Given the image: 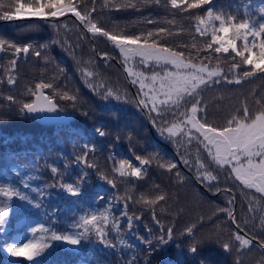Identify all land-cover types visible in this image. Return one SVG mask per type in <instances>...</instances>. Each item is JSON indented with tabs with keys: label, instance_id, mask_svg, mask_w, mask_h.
<instances>
[{
	"label": "trees",
	"instance_id": "16d2710c",
	"mask_svg": "<svg viewBox=\"0 0 264 264\" xmlns=\"http://www.w3.org/2000/svg\"><path fill=\"white\" fill-rule=\"evenodd\" d=\"M80 3L82 11L95 7L93 20L106 30L116 34L126 31L146 35L149 31L157 33L164 28L165 33L156 36L158 43L175 51H184L185 59L204 60L220 67L221 82L201 93L210 122L223 125L230 118L229 113L236 115L234 110L245 103L255 111L259 105L254 101L264 98V74L243 78L241 70L231 69L234 53L215 54L207 49L211 42V26L206 36L196 32L197 17L206 16L209 5L188 10L172 8L170 0H95V3L80 0ZM0 4L3 5L0 15L6 10L14 11V7H9L14 5V0H0ZM133 4L136 7H132ZM261 4L264 0H213L211 7L215 14L225 18L236 17L239 22L249 18L246 11L252 20L259 19ZM57 20L59 24L56 27L53 26L56 22L51 20L0 21V40L6 42V51L0 52V187L17 188L33 200L40 199L33 188H47L39 208L17 197L8 200L0 196V207L9 206L6 232L0 234V264H128L133 258L138 264H146L149 260L151 264H201V261L204 264H264V248L259 247V243L264 241V200L260 199L261 194L255 189H245L239 181L226 180L223 170L218 172L215 166L207 170L218 176V181L200 179L203 170L198 171L195 163L196 147L186 146V137L178 136L174 138L177 142H173L166 133L161 135L160 120L153 123L157 113L149 114L144 109L152 131L160 141L153 139L135 102V94L142 98L138 95L139 84H133V78L128 76L133 90L128 86L119 67L125 69L118 50L106 38L93 37L72 15L66 14ZM214 23L219 26V22ZM52 40L62 42L51 44ZM44 43L49 44V49L46 52L41 49L44 56L39 58L34 55L35 48L27 55L21 53L16 57L13 56L14 49L7 47L9 44ZM242 43L238 41V45L242 46ZM103 53H108L109 59L105 60ZM209 55L210 59L205 60ZM13 59L17 61L14 69L10 63ZM137 59L130 60L128 66L144 71L148 65L138 67ZM242 68L249 70L248 66ZM88 71L94 75L86 76ZM147 73L151 71L144 72ZM224 74L229 80L240 78L241 83H227L223 79ZM9 75L14 78V85L7 83ZM41 81L51 82L60 92L67 91L77 97L75 101L55 97L60 110L73 111L72 119L65 123H41L21 112L22 103L29 102L32 97L28 89ZM102 86L113 88L122 96L126 93L127 99L105 100L103 93L106 88ZM45 93L54 95L51 89H46ZM9 96L14 98V102L7 99ZM96 129L106 134L100 136ZM166 144L174 151L180 164ZM85 152H88V163L95 164V168L76 162V157ZM136 156L151 158L152 161L146 166V174L142 178H121L113 172L121 160H128L143 169L145 166L139 164ZM185 159L190 163L184 164ZM168 163H175L177 168L169 172L158 166ZM53 167L58 169L56 174L51 170ZM83 172H87V179L80 184V195L72 196L59 187L61 183L76 185ZM177 172L183 179L177 178ZM101 174L114 180L116 187L100 179ZM25 181L27 188L24 187ZM217 186L231 189V192H217ZM129 194L133 199L127 201V214L140 217L134 221L131 230L127 217L121 215L125 211V200L119 199L118 202L113 199L125 198ZM160 194H165L166 200L157 206L137 202L142 196L154 199ZM101 195L103 200L99 199ZM231 196L236 197V203L231 207L239 228L226 213L216 211L217 208L229 207L227 201ZM110 200L111 217L119 221V237L111 225L108 227V240L115 247L98 242L93 234L78 246L52 241L50 247L34 261L12 257L6 251L10 243L50 236L51 232L33 234L29 231L39 223H44L51 231L69 232L80 215L109 207ZM250 201L252 210H249ZM153 208L160 224L152 219ZM201 216L203 220L199 219ZM193 223L199 229L198 237L208 234L219 236L221 242L232 244V251H226L220 243L208 242L201 245L196 254H191V240L181 234L186 226ZM161 225L165 230L168 227L174 229V235L167 244H158L154 239L162 234ZM236 232L255 237L252 245L241 249L239 242L233 239ZM120 239L125 242L123 246ZM149 240L153 241L151 245L147 243Z\"/></svg>",
	"mask_w": 264,
	"mask_h": 264
},
{
	"label": "snow or ice",
	"instance_id": "6c2138e0",
	"mask_svg": "<svg viewBox=\"0 0 264 264\" xmlns=\"http://www.w3.org/2000/svg\"><path fill=\"white\" fill-rule=\"evenodd\" d=\"M91 2L95 3V0H91ZM212 2L213 0H170L171 7L174 9L197 10L204 5H209L206 16L197 17L195 29L201 36H206L208 28L211 26V42L207 44V49L215 54L231 55L234 53L231 69L241 70L243 78L264 74V4H261L258 9L259 19L252 20L251 15L246 11L245 15H248L249 18L237 22L236 17L225 18L215 14L211 7ZM131 6L136 7L135 4ZM2 7L3 5L0 4V8ZM9 7H14V11H3L0 19L10 21L21 17H36L43 21H55L53 26L56 27L59 24L57 18L66 17V14L70 13L93 37L106 38L112 47L118 50L127 75L133 78L132 83L139 84L138 95H142L143 98L135 101L137 106L147 109L149 114L157 113L153 123H156L157 119L160 120L159 131L161 135L166 133L173 142H177L174 138L178 136L186 137V146L194 145L196 147L198 155L195 163L198 166V171L203 170L199 178L204 181H218V176L207 170L215 166V170L218 172L223 170L226 180L239 181L245 189H255L256 193L261 194L260 199L264 200V98L254 101L255 104L259 105L255 111L245 103L242 107L234 110L236 115L229 113L230 118H227L223 125L215 124L208 119L209 113L201 93L210 86L220 83L222 73L218 68H212L210 63H205L204 60L199 63H195L191 59L185 60L184 51H175L162 43H158L156 36L164 34L166 29L160 28L157 33L149 31L146 35L129 34L126 31H120L119 34L113 33L94 22L95 7L82 11L83 5L80 0H31L29 3H25L24 0H14V5ZM214 22H219V26L216 27ZM238 41L243 42L242 46L238 45ZM61 42L60 40H52L51 44ZM5 45L6 42L0 40V52L6 51ZM7 47L14 49L13 56L16 57H19L21 53L27 55L35 48L34 55L39 58L43 57L44 52L49 49V44H24L23 46L9 44ZM192 47L194 48L195 45L193 44ZM102 56L105 60L109 59L108 53H103ZM133 59H137L138 67L144 68L145 65L148 67L144 68V71L134 70L128 66L129 61ZM208 59H210V55L205 57V60ZM10 63L14 69L17 61L13 59ZM242 66H248L249 70H243ZM145 71H151L152 74L145 76ZM93 75L92 71L86 72L88 77ZM237 75L239 76V73ZM223 79L227 83H241L240 78L234 81L229 80L226 74H224ZM7 83L14 85L15 80L11 75L8 76ZM102 87L106 88L103 93L105 100L109 98H114L117 101L127 99L126 93L122 96L113 88ZM45 89L53 90L54 95L45 94ZM28 91L34 99L31 102H23L21 112H54L58 108L55 97L68 101L77 99L75 95H70L67 91L60 92L51 82H38ZM7 99L14 102L12 96L7 97ZM167 117L171 118L168 119ZM96 131L100 136L106 134L100 129H96ZM87 156L88 152L82 156H77L76 162L89 168H95V164L88 163ZM136 160L145 167L142 169V167L135 166L128 160H121L118 166L113 168V172L118 173L121 178H142L146 174V166L152 161L151 158L144 159L140 156H136ZM183 163L187 165L190 161L185 159ZM158 166L166 168L169 172L177 168L175 163L158 164ZM51 170L54 174L58 172L55 167ZM176 175L178 179H183L179 172ZM86 179L87 172H83L76 185L61 183L59 187L72 196H78L81 192L80 184ZM100 179L116 187L115 181L108 179L106 175L101 174ZM24 187H28L27 181L24 182ZM32 191L38 193L39 200L31 199L29 195L14 187H0V196L6 197L8 200L17 197L19 200L39 208L43 204L47 188H33ZM216 191L231 192V189H222L217 186ZM99 199L103 200L104 197L101 195ZM113 199H117L118 202L119 199L125 200V211L121 215L127 217L128 227L131 230L134 221L140 219L139 216L133 217L127 214V201L133 199L132 195L129 194L125 198L114 197ZM165 200L166 195L160 194L154 199H147L142 196L137 202L157 206ZM108 203L109 207L102 210L93 209L84 215H80L72 224L71 230L66 233L51 231L45 227L44 223H39L36 227H31L29 231L33 234L51 232L50 236L47 238L39 236L28 239L27 242L10 243L7 245L6 251L12 257L34 261L50 247L52 241H63L68 245L78 246L82 240L89 239L93 234L98 242L107 247H115L108 240V227L111 225L119 237V221L111 217V200ZM227 203L229 207L217 208L216 211L226 213L232 223L237 224L234 209L231 207L236 203V197L231 196ZM249 210H252L251 201L249 202ZM8 217L9 206L6 204L0 207V234L6 232L5 225ZM152 219L157 224L161 223L155 208L152 209ZM199 219L203 220L204 217L201 216ZM237 228H239V224H237ZM160 231L162 234L154 239L158 244H167L174 235L173 227H168L165 230L161 225ZM198 231L197 225L193 223L186 226L181 234L190 238L189 252L191 254H196L198 248L208 242L220 243L223 249L232 251V244L221 242V237L212 234L198 237L196 235ZM149 234L151 235V230H149ZM165 235L167 239H165ZM233 239L239 242L240 248L243 249L252 245L255 237H248L236 232ZM152 242V240L147 241L150 245ZM124 243V240L120 239L122 246ZM259 247L264 248V241L259 243ZM128 264H138V261L133 258ZM146 264H151V261H147ZM201 264L204 262L201 261Z\"/></svg>",
	"mask_w": 264,
	"mask_h": 264
},
{
	"label": "water",
	"instance_id": "95a60500",
	"mask_svg": "<svg viewBox=\"0 0 264 264\" xmlns=\"http://www.w3.org/2000/svg\"><path fill=\"white\" fill-rule=\"evenodd\" d=\"M69 15H71V14L69 13ZM20 19H39V18H36V17H21L19 19H14V20H10V21H15V20H20ZM0 21L1 22H7L9 20L0 19ZM93 49H94V47H93ZM119 67H120V69L122 71V74H123L128 86L130 87L131 90H133L132 84L130 82V79L128 78V75H127L125 69L122 66H119ZM45 90H44V92H45ZM135 97H136L137 100L139 99V97L136 94H135ZM32 99H34L33 96L31 97V100ZM31 100L29 102H31ZM140 110H141V113L143 115L144 122H145V124H146V126L148 128L149 133L152 135L153 139H155L156 141H160V139L152 131V128H151L149 120H148V117H147L144 109L142 107H140ZM24 112L28 116L33 117L36 121H39L41 123H58V122L65 123L68 120L72 119L73 118V114H74L73 111H71V110L62 111L59 108H57V110L54 111V112H43V113H28L27 111H24ZM166 146L168 147V149L171 150V148L167 144H166ZM171 152H172L173 156L175 157L177 163L180 164V161H179L178 157L176 156V154L174 153V151L171 150ZM205 192L208 193L207 191H205Z\"/></svg>",
	"mask_w": 264,
	"mask_h": 264
},
{
	"label": "rangeland",
	"instance_id": "374dc122",
	"mask_svg": "<svg viewBox=\"0 0 264 264\" xmlns=\"http://www.w3.org/2000/svg\"><path fill=\"white\" fill-rule=\"evenodd\" d=\"M110 43V42H109ZM121 57V56H120ZM122 58V57H121ZM185 60H188V59H185ZM193 62H195V61H193ZM195 63H199V62H195ZM212 68H218L220 71H221V68L220 67H218V66H215V65H210ZM152 73H147V74H144L145 76H150ZM234 79H236V77H234ZM146 83H147V81H146ZM145 91H147V89H145ZM141 97H142V95H141ZM143 98V97H142ZM140 99V98H139Z\"/></svg>",
	"mask_w": 264,
	"mask_h": 264
}]
</instances>
